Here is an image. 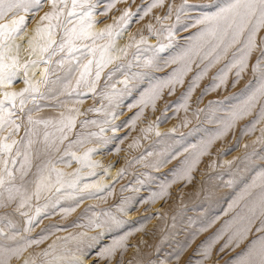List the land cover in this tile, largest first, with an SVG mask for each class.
Here are the masks:
<instances>
[{
	"label": "rangeland",
	"instance_id": "1",
	"mask_svg": "<svg viewBox=\"0 0 264 264\" xmlns=\"http://www.w3.org/2000/svg\"><path fill=\"white\" fill-rule=\"evenodd\" d=\"M181 1L178 6L180 9L184 6V12L178 14L179 20L183 21L181 23H178L176 13L167 17L164 12L158 20V16L153 14L154 10L151 13L147 11L145 15L142 6L127 9L123 0H116L111 8L112 13L119 12V17L125 8L130 10L135 13L131 22L138 20L143 27H148L149 21H152L153 35L148 31L150 34L145 35L144 39L158 37L160 40L163 37V28L168 26L172 35L169 36L167 30L166 41L172 42L173 49L170 53L173 54L171 56H177L176 61L167 65L169 57L159 56L156 51L155 54L148 55L149 46L146 43L140 44L138 48L128 47L126 54L117 52L112 55L115 59L103 67L100 78L96 81L95 91L80 93L68 89L66 86H70L73 79L71 73L66 79L61 78V94L55 98L41 100L37 103L41 111L32 114L34 119L39 120H44L48 114L61 117L63 113L64 116L75 117V126L69 134L67 133V139L63 140L64 146L61 149H71L70 155L76 154L77 157L83 150H87V167L81 168L76 158H70L68 153H58L56 156L53 150L45 152L41 142L33 146L34 155L38 151L39 158H55L60 163L58 168L63 171L64 181L60 191L76 190L83 185L94 190L90 195L94 192L97 194L99 189H102L99 190L101 193L112 188L114 190L112 197H109L111 194L107 198L103 195L105 199L102 203L85 202L83 206L73 207L65 213L66 216L63 214L56 220L63 228L74 220L87 216L90 217L85 226L87 230L72 228V232H76L74 237L82 231L88 236L102 233L99 243L87 249L86 264L88 261L93 264H238L245 253V249L237 248L236 240L229 243V237L237 227L241 228L246 223V219L242 218L250 214L252 194L262 189V185L251 186L261 177V173H264V143L258 139L261 137L260 131L252 138L251 134L246 137L236 135L230 138L224 147L211 150L209 154L206 151L201 154L202 144L210 139L213 144L218 131L224 126L216 122L215 118L225 116L232 105L226 100L207 98L205 92L208 84L203 82V85L201 83L197 86L199 93L191 95L192 98L195 96V99L192 100L188 96V100L186 95V107L182 106L185 105V90L193 84L191 81H185L186 85L178 88L176 80L182 79L180 75L183 71L180 66L184 62L180 54L204 41L202 33L205 25L197 24L196 18L215 13L218 10L211 11V8L225 0ZM99 2L101 3H98V8L104 9L110 1ZM104 18L103 22L106 21ZM165 18L168 23L163 22ZM131 22L126 29L131 37H135L136 29L139 30L140 27H132ZM263 37L264 34L261 33L259 38ZM136 49L143 51L139 66L121 69L122 72L115 74L118 66L124 62L123 59H131L130 56L136 54ZM148 60L152 61L151 66H145ZM72 64L75 67L76 61H72ZM95 72L96 64L90 74L92 79H95ZM133 73L139 75L133 78ZM122 76V84L116 85ZM126 79L127 87L123 83ZM257 81L252 80L253 87L257 85L255 88L261 84ZM108 82L115 83L114 87L109 89L108 85L106 86ZM17 84L18 81L14 86ZM157 85L161 86L160 94L155 98L156 104H150L152 89ZM172 86L177 90L175 89V94L168 98L167 94L172 90ZM242 90L237 91V95L230 93L227 96L238 98L241 96H238V93ZM200 97L201 100L198 101ZM17 115L20 116L17 123H21L22 127L15 138L20 139L25 135L24 126L27 125V119L26 113L22 114L17 110ZM251 117L241 122L237 128H242ZM37 127L40 136L35 138L40 141L45 128L42 124ZM54 127L60 126L49 125L46 130L51 133ZM53 131L56 136L60 135L57 129ZM73 138H80L81 141H74ZM15 167L19 168V163ZM36 171L35 164L25 178L29 188L33 186ZM71 181L75 183V187H68V182ZM5 214L9 218V208L0 209V216ZM112 217L120 223L112 225L110 230L88 227L92 219L99 222ZM226 222L231 223L229 227L224 228ZM6 224V220L0 222V228L9 234ZM222 228L223 234L213 242ZM252 228L243 243L249 245L263 234L256 232V223ZM116 240H123V249L129 253L125 254L123 250L125 255L121 257L117 253L110 260L97 255L103 247ZM6 243L4 237L0 238V244ZM209 244L212 245L211 255L204 259L202 254ZM81 247L84 245L81 244Z\"/></svg>",
	"mask_w": 264,
	"mask_h": 264
},
{
	"label": "snow or ice",
	"instance_id": "2",
	"mask_svg": "<svg viewBox=\"0 0 264 264\" xmlns=\"http://www.w3.org/2000/svg\"><path fill=\"white\" fill-rule=\"evenodd\" d=\"M48 2L51 6V11L41 17V23H38L35 29V36L28 41L29 47L25 49L29 54H36L38 52L37 59H31L21 64L19 60V45H15L17 54L15 56L9 55L18 34L25 27V16L20 13H27L32 8L41 7L42 0H0V21L11 17L10 22L0 23V89H3L0 92V97H2L0 98V209L10 208L16 203L17 207L14 211L20 212L22 208L29 204L33 197L39 199L43 191L51 192L54 190L55 192H60L64 184L63 173L52 166L51 160H48L46 163L42 161L41 164L36 165L37 171L35 175L37 179L33 181L35 189L31 193H29L27 187L28 181L25 179L33 167V160L40 156L38 151L34 155L33 146L38 142H42L45 152L52 149L59 150L57 147L58 143H62L63 140L67 139V133L71 132L76 122L74 116H64L61 113L60 127L57 128V132L60 135L56 136L54 133L46 130L52 124V121L34 119L32 116V112L40 110L39 104L36 103L37 98H45L46 93L41 92V85L49 83V76L53 72L50 67L53 63L52 58L58 54H64L60 60L55 61L57 66L63 68L67 64L69 74L77 70V68L80 69L79 76L76 79L77 87L81 83H84L87 85L89 91H95L96 81L99 80L103 67H106L107 64L112 63L115 59L112 56L105 58L104 54L114 47L115 37L121 35V30L126 28L135 15V13L126 9L114 25H107L103 31L96 33L91 29L95 23L93 12L97 8L99 0H48ZM115 2L116 0H110L106 8L110 10L114 7ZM160 4H163V0H153L147 11H151V8ZM183 7L182 5L181 9ZM181 9H178V12ZM157 19L159 20V17ZM177 20H179V15H177ZM44 21H47V23L42 26V22ZM196 23L205 25L204 31L212 36H217L219 33L221 44H224L226 37L228 38V43L222 52L217 55V60L221 54L227 53L229 47L240 43V37L247 30L248 34L243 47L238 49L239 57L236 56V53H233L235 63L231 65V67L239 66L240 71H243L247 66L249 56L257 46L255 39L256 32L259 28L264 27V0H230L226 6L219 7V10L215 13L201 16ZM148 27L151 30L152 26L149 25ZM58 29H63V34L59 40L55 38ZM168 31L169 36H171V29ZM105 36L108 38V43L102 47L101 57L95 62V79L90 80L89 76L93 60L88 59L87 63L80 64V56H84L85 58L89 54L95 56L96 48L89 47L82 42L84 40H92L94 44L95 40L102 39ZM41 40H43V43H40ZM131 41L127 47L136 46L138 48L140 44L146 43L144 37H141L139 41L135 37H132ZM81 48L85 49V51L81 52ZM163 49L164 45H160L156 51H163ZM120 51L126 54L125 49H121ZM76 53H80V56H77ZM72 61H76L75 68L72 65ZM257 63L259 65V59ZM40 64H43L45 67L40 74V79L34 82L30 78L29 73L32 68L39 67ZM151 65V60L145 62V66ZM119 67H122V65L118 66L117 71ZM253 70L255 71V68ZM21 71L23 72L22 79L25 86L19 91H9L8 86L12 84ZM240 71L237 72V76L240 75ZM138 75L139 73H133V78ZM57 79L59 80L60 78L58 77ZM260 79V86L252 92L243 106L233 110L229 120L224 123V127L218 131L217 136L223 135L231 127L232 122L250 114L257 103L264 101V69L261 70ZM223 80L224 77H221V83H223ZM176 82L182 83V80L177 78ZM123 83L127 87V79ZM160 87V85H157L152 89L150 99L153 101L158 97ZM186 101L187 97H185V105L182 106L186 107ZM29 103L32 104V108H28ZM17 110L19 113H26L27 119V125L24 126L25 135L20 137V139L15 138L22 127L21 123H17V120L20 119V116L17 115ZM261 120H264V103L261 104L258 119L255 123H259ZM255 123H253L251 130H255ZM41 124L44 125L45 131L43 132V140L39 141L38 139H34V137L40 136L37 126ZM260 131L261 137L258 139L261 143H264V128ZM211 143L212 140L210 139L202 144L201 154L206 151ZM91 151L93 150H89V152ZM87 157L88 153L85 154L84 159H87ZM17 163H19V168L15 167ZM190 170L191 166L188 168V171ZM53 172H55L54 180L52 177ZM261 177L264 178V173H261ZM68 187H75V183H69ZM262 189H264V180H262ZM36 211L37 214L40 213L39 208ZM249 213L247 217L242 218L246 219V223L229 237V243L232 240L240 243L247 239L248 233L251 232L252 225L256 220H260V227L256 231L264 233V190L261 191L252 207L249 208ZM20 214L27 215L24 212H20ZM33 219V217H29L27 223L31 225ZM5 220L7 221L6 227H14L7 214L0 216V222ZM119 223V220L112 217L109 220L99 222L90 220L88 227L110 230L112 225H119ZM230 223L226 222L224 228L229 227ZM224 228L217 232L213 242L221 237ZM24 231H29V228H25ZM17 235L18 233L9 235L3 228H0V236L7 240H16ZM72 239L78 240L84 247L78 244L76 251L69 254V250L57 253L56 246L50 245L49 250H45L41 254L43 257L48 258L44 259L42 264H86L87 249H91L99 243L100 239H102V233L88 236L87 233L82 232L78 236L72 237ZM33 243H40V241L25 240L23 246L18 245L15 249H8L5 245L0 244V249L12 251L14 255L19 256ZM123 246L122 240H116L112 244L103 247L97 255L110 260L117 254V249ZM211 247L212 245L209 244L204 250L202 254L204 259L210 257ZM225 247H227V244ZM0 264H6V261H0ZM24 264H36V261L29 259L25 260ZM87 264H93V262L88 261ZM238 264H264V234L252 243L240 258Z\"/></svg>",
	"mask_w": 264,
	"mask_h": 264
},
{
	"label": "bare ground",
	"instance_id": "3",
	"mask_svg": "<svg viewBox=\"0 0 264 264\" xmlns=\"http://www.w3.org/2000/svg\"><path fill=\"white\" fill-rule=\"evenodd\" d=\"M123 1H125L124 4H125L127 9L130 7L142 6L141 8H143V10H144L143 12H146L147 9L150 7V5L153 3V0L151 2L149 0H123ZM120 2H122V1H120ZM181 2H182L181 0H163V4H160L154 8H151V11L154 10L153 14L158 16V17L162 16L164 12L167 15V17H170L172 13H176L175 16H177L178 14H182V12H184V9L183 10L181 9L178 12V9H180V8H178V6L181 4ZM228 2H230V0H225V1L221 2L220 4L218 3L216 7L211 8V11L219 10V7L226 6V4ZM100 3L101 2H99V4ZM99 4H98V6H99ZM126 4H129V5L127 6ZM116 5H118V4H116ZM98 6L93 12V17H94L95 23L93 24V28L91 29L93 32H96V33L103 31L107 25H114L115 22L119 19V16H118L119 12L112 13L111 9L110 10H108L107 8L99 9ZM175 6H177V8H175ZM126 8H125V10H126ZM49 11H51V6H50L48 0H42L41 7L32 8L27 13H23V12L20 13L21 15L25 16V20H26L25 27L23 28L22 32L18 34L17 39L14 42L12 51L9 53V55L15 56L17 54L15 45H19L20 46L19 60H20L21 64L24 63L25 61H28L31 59H37L38 52L36 54H29V52L25 51V49H27L29 47L28 41L35 36V29L37 27V24L41 23V17H43L44 14L49 12ZM151 11H150V13H151ZM149 14H148V16H149ZM104 15H106V16H104ZM150 16H151V14H150ZM103 18H104V20H106L105 22H103ZM166 18L163 19V22L168 23L169 21ZM10 19H11V17L8 19H5L3 21H0V23H8V22H10ZM198 19H200V18H196V20H198ZM139 20H140V18H139ZM145 21H146V19H145ZM178 21H179L178 23L183 22L182 20H178ZM149 22H150L149 25L153 24L152 21H149ZM46 23H47V21L42 22V26H43V24H46ZM131 23H133V22H131ZM131 26L135 27V28L140 27L139 30L136 29V33L134 32L135 33V39L137 41H139L141 37H144L145 35H147L149 32L151 33V31H152L149 29V27H143L141 25V23L138 22V20L136 22H134L133 25L131 24ZM69 27H71V25H69ZM249 27H251V26H249ZM167 30H168V26H165L163 28V31H162L163 37H161L160 40L158 37H153V36H152L153 37L152 39L146 38L145 40H146V44L149 46L147 49L148 55L155 54L157 52L156 49L160 45H164L163 51H159L156 54L159 56L163 55L164 57L165 56L169 57V60H167L168 61L167 65H169V64H171L170 62L176 61L177 56H171L173 54H171L170 51L173 48H172V42L166 41V37L168 35L166 33ZM204 30H205V27L203 29V35H202V37L204 38L203 42H201L199 45H193L192 44L193 46H191V48L189 50H185V51L181 52L180 58L182 60H184V62L180 67H181V70L183 71V73H182V75H180L182 77V79L181 78H178V79L182 80V83H177V84L179 86L178 88H181L184 86L185 81H191L192 83L191 82L190 83L193 85H192V87H190V88L188 87V89L185 90L186 94L184 96L185 97H186V95H187V97L190 96V98L193 100V99H195V96H193V98H192L191 95H196L197 93H199V92H197L198 91L197 86L201 83L203 85V82H206V84H208L207 85L208 88H206V92H205V95L207 98L214 99V100H221V101L226 100V101H228V103L232 106L229 110H227V114L225 116H217L215 118L216 122L220 123L221 125H224V123L229 120L230 114L233 112V110L243 106L245 101L248 99V97L252 94L253 91H255V89H256L255 87L257 85L255 87H253L252 80H255V81L259 80L261 82L260 73H261V70H262L263 64H264V48H263L264 47V37L259 38V36L261 33L264 34V27L259 28V30L256 32L255 39H256V45L257 46L253 49L251 55L249 56V58L247 60V66L243 69V71H240L239 66L231 67V65L235 63L234 58H233V53H236V56L239 57L238 49L243 47L244 41H245L247 34H248L247 30L245 31L244 35L240 37V43L234 44L231 47H229L227 50V53L221 54L219 56L218 60L216 59V57L219 53L222 52L223 48L228 43V38L226 37L224 39V44H221L219 33L217 34V36H212L208 32H205ZM134 31H135V29H134ZM134 33L132 32V34H134ZM62 34H63V29H58L57 35L55 38L57 40H59ZM151 35H153V34L151 33ZM130 37H131V35L129 34L128 29H126V28L122 29L121 35L115 37L114 47L110 48L108 50V52L104 54L105 58H107L108 56H112L113 54H115L117 52L119 54L122 53L120 51L121 49L127 50L128 49L127 46L131 42L129 40ZM257 37H258V39H257ZM40 43H43V40H41ZM82 43L88 45L89 47H95L96 48L95 56L89 54L85 58L84 56H80V53H76L77 56H80V64L87 63L88 59L93 60V64L91 66V72H92V67H94V65L96 64L95 63L96 60H99L101 57L102 47L108 43V38L105 36L102 39H97V40H95L94 44H93L92 40H84ZM217 45H219V47H217ZM136 50H137V52L139 51L138 49H136ZM83 51H85V49L81 48V52H83ZM154 51H156V52H154ZM137 52H136V54L130 56L131 59H129V58L123 59L124 62L121 64L123 68L120 67L119 70L115 72V74L117 72L120 73L119 71H121V69H125V68L127 69L130 67L139 66L138 62L140 60V56H141V53H143V51H139L138 53ZM63 55L64 54L61 53V54H58L52 58L53 63L50 65V67L52 68L53 72L49 76V83L47 85H41V92L46 93L45 98H43V99L55 98L59 94H61V92L63 91V88L61 87V78L64 79V77H65V79H66L67 77H69L70 74L67 71L68 65L65 64L64 67L61 68V67H58L57 64L55 63V61L60 60ZM258 59L260 61L259 65L257 63ZM125 63L130 65V66L125 65ZM44 67L45 66L43 64H40L39 67L31 69L29 75H30V78H32L34 82L36 80L40 79V74L43 72ZM75 67H76V65H75ZM254 68H255V71L253 70ZM79 71H80V69L77 68V70L72 72L73 79H71L72 80L71 85L66 86V87L68 89L74 90L75 92L86 93L87 91H89L87 85H85L84 83H81L78 87L76 85V79L79 76ZM238 71H240L239 76H237ZM33 73H34V75H33ZM120 76L121 75H119V77ZM22 77H23V72L21 71V73L17 76V78L12 82V84H13L14 82L16 83V81H18V84L15 86H14L15 83L13 84V86L11 84L10 86H8V90L9 91L21 90L25 86L23 84ZM58 77L60 78L59 80L57 79ZM119 77H118V79H119ZM221 77H224L223 83H221ZM187 78H188V80H187ZM89 79L90 80L92 79L91 76H89ZM122 79H123V76L121 77L120 80H118L119 82H117L116 85H121ZM53 82H55V83H53ZM114 84L115 83L108 82L106 84V86L108 85V87L110 89ZM177 84H176V86H177ZM206 84H204V85H206ZM203 88H205V87H203ZM49 89H50V91H49ZM175 89H176V87L175 88L173 87L171 91L169 90V92L167 94L168 96L166 94L165 95L168 98H171L175 94L174 93ZM240 89H243L240 93H238V96L241 94L240 97L232 99L231 95L227 96V94H230V93L236 94V92L239 91ZM163 90H161V91H163ZM201 90H202V88H201ZM2 91H3V89H0V92H2ZM161 94H163V93H161ZM197 97H198V95H197ZM201 97H203V95ZM201 97H200V99L198 98L199 99L198 101L201 100ZM0 98H2V97H0ZM43 99H40L38 97L36 103H40V101ZM163 99H165V98H163ZM184 100H185V98H184ZM188 100H189V97H188ZM156 102H157V100H154V101L152 100V101H150V104L153 103L155 105ZM262 103H264V101L257 103L256 107L251 111L250 114L242 116V118L237 119L234 122H232L231 127L227 131H225L223 133V135L216 136L215 142L213 144L211 143L209 148L207 147L208 149L206 150V153L209 154V152L211 150H216V149L218 150L219 148L224 147L225 144L227 143V141L230 138L235 137L236 135L246 137L248 134H251L250 138H252V136H254L257 132H259L264 127V120H261L259 123H255V121L258 119V113L260 111V107H261ZM152 106H150V107H152ZM156 106H154V108ZM28 108H32L31 103L28 104ZM255 110H256V112H255ZM40 111H41V109H40ZM35 112L36 111L32 112V114ZM250 116H252V117L248 122H245L244 124L242 123L243 124L242 128H237V126L239 124H241V122L248 120V118H250ZM44 120L52 121V124H50V125H54V126L58 127V126H60L59 121L61 120V117L51 116V114H48ZM253 123H255V130H251ZM54 129L56 130L57 128L54 127L53 130ZM53 130L51 131V133H54ZM34 139H36V138L34 137ZM73 139H74V141H81L80 138H76V139L73 138ZM42 140H43V138L40 141H42ZM41 144H42V146H44L42 142H41ZM62 146H64V141L62 143H58L57 147L59 150L52 149L56 153V156L58 153H64V154L68 153L67 155H70V152H72L71 149H69V151H70L69 152L68 150H66L68 148L61 149ZM86 152H87V150H83L82 154H80L78 157L76 156V154H72V156L70 155L71 156L70 158H72V159L76 158L77 163H79L82 166L81 168L87 167L88 159H84ZM77 158H80V159H77ZM48 160H51L52 166H54L55 169H57L63 173V171L58 168L60 163L57 162L55 158H52V159L36 158L33 160V166L35 164L36 165L41 164L42 161L46 163ZM52 177L54 180L55 179V172H53ZM33 178H35V180H36L35 176ZM262 180H264V178H262V177L257 178L255 180V183L251 187H254V186L256 187L257 185H262ZM71 182H68V184ZM27 187H28L29 193H31L35 189V184L33 183V186L30 188H29V186H27ZM262 190H264V189H260L257 192H255L254 194H252L253 200H251V202H250L252 205L256 201V199L259 197ZM93 191L94 190L87 189V187L84 185L80 186L76 190H66V191H60V192H55L54 190L51 192L43 191L41 193V196L39 199H36L35 197H33V199L29 202V204H27L24 208H22L20 210V212L27 213V215H21L20 212L14 211V209L17 207V204L14 203L9 208V219L11 220L12 224L14 225L13 228H9V235H11L12 233H18V235H17L16 240H7L6 239L7 243L4 245L8 249H15L18 245L23 246L25 243V240L40 241V243L31 244V246L27 247L26 250L23 251V253L19 256L14 255L12 251H6L3 249H0V261H6V264H24L25 260L33 259L36 261V264H42V261L44 259H48V258L43 257L41 254L45 250H49L50 245L56 246L57 253H62L65 250H69V254L71 252H75V250L77 249V246H78V244H80V242H78L76 240L72 241L73 240L72 237H74V235L76 233V232H72V230L74 228L75 229L78 228L77 230H80V229L87 230L85 228V226H86L87 220L90 217H87V216L81 217L80 220L79 219L74 220L73 223L71 222L67 227H63V228H61L62 226H60L59 225L60 223H57L56 220L58 218L62 217L63 214H64V216H66L65 213H67L68 210L72 209L75 206H83L85 204V202H88L89 204H94L96 202L102 203L103 199H105L104 196H106V198H107L110 194L111 195L109 197H112L114 195L113 188L111 190L108 189L107 191H104L102 193L99 192V190H98L97 194H96V192H94L92 195H90V193H92ZM78 195H80L81 197H84L83 195H85V197L84 198L77 197ZM251 204L246 203V205H249V206H251ZM37 208L40 209L39 214H37V211H36ZM29 217L34 218L33 223L31 225H29L27 223V220ZM255 223H256V225H258V227H260V220H256ZM255 223H253V224H255ZM240 225H242V224H240ZM25 228H29V231H24ZM239 228H240V226L237 227V229H239ZM66 230H68L69 232L67 233ZM256 232H258V231H256ZM0 238H3V237H0ZM65 238H67V239H65ZM247 238H248V236H247ZM122 242H123V240H122ZM252 243L248 245V244H245L243 242H240V243H238L237 248H240V249L243 248V249H245L244 251L246 252L247 249L252 245ZM80 246H81V244H80ZM123 250H124L123 247L117 249V253H119V255H121V257L123 255H125L126 253H129L128 250H126V251L124 250V252H125V254H124Z\"/></svg>",
	"mask_w": 264,
	"mask_h": 264
}]
</instances>
